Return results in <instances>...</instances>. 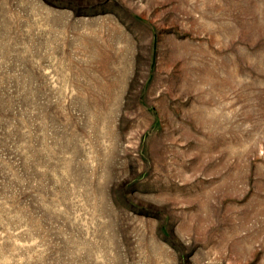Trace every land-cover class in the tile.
I'll return each instance as SVG.
<instances>
[{
	"label": "rangeland",
	"instance_id": "obj_1",
	"mask_svg": "<svg viewBox=\"0 0 264 264\" xmlns=\"http://www.w3.org/2000/svg\"><path fill=\"white\" fill-rule=\"evenodd\" d=\"M0 264H264V0H0Z\"/></svg>",
	"mask_w": 264,
	"mask_h": 264
}]
</instances>
